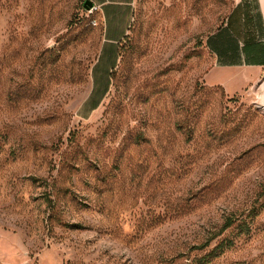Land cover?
Instances as JSON below:
<instances>
[{
    "label": "rangeland",
    "instance_id": "obj_1",
    "mask_svg": "<svg viewBox=\"0 0 264 264\" xmlns=\"http://www.w3.org/2000/svg\"><path fill=\"white\" fill-rule=\"evenodd\" d=\"M84 1L0 0V264H264V71L203 81L239 0Z\"/></svg>",
    "mask_w": 264,
    "mask_h": 264
},
{
    "label": "crops",
    "instance_id": "obj_2",
    "mask_svg": "<svg viewBox=\"0 0 264 264\" xmlns=\"http://www.w3.org/2000/svg\"><path fill=\"white\" fill-rule=\"evenodd\" d=\"M105 18L116 9L125 12L132 0H104ZM107 42L115 37L108 36ZM204 46L212 54L211 66L204 72L207 86H218L227 96L241 94L255 84L264 71V0H241L216 31L208 34Z\"/></svg>",
    "mask_w": 264,
    "mask_h": 264
},
{
    "label": "trees",
    "instance_id": "obj_3",
    "mask_svg": "<svg viewBox=\"0 0 264 264\" xmlns=\"http://www.w3.org/2000/svg\"><path fill=\"white\" fill-rule=\"evenodd\" d=\"M103 1L104 0L100 1V3H102ZM103 12L105 14L108 13L107 10L104 9V8H103ZM107 43L108 44H104V46L102 48L103 53L107 51V53L109 54V59H108V62L106 63L107 65L104 68H109V66L113 67L115 65V63H114L115 62V59L117 57L116 46H114V44L111 43V42H107ZM94 68H97V66H95ZM94 90H95V88H93V91H92V95L93 96H90L89 97L90 101L93 102V107L92 108H94L97 105V101L94 100V94H93V92H95ZM104 91H106V86L103 87V89L101 90V93H103ZM232 221L233 220L231 218H226L217 233L220 234L221 232H223L224 230H226L227 228H229L232 225ZM211 239H213V238L209 237L199 247L207 246L209 244V242H210Z\"/></svg>",
    "mask_w": 264,
    "mask_h": 264
},
{
    "label": "built area",
    "instance_id": "obj_4",
    "mask_svg": "<svg viewBox=\"0 0 264 264\" xmlns=\"http://www.w3.org/2000/svg\"><path fill=\"white\" fill-rule=\"evenodd\" d=\"M239 1H241V0H239ZM97 9H98V5L95 4V3H93L92 7H90V8L88 9V13H93V12H94L95 10H97ZM91 24L96 25V24H97V21H96L95 19H92V20H91Z\"/></svg>",
    "mask_w": 264,
    "mask_h": 264
},
{
    "label": "water",
    "instance_id": "obj_5",
    "mask_svg": "<svg viewBox=\"0 0 264 264\" xmlns=\"http://www.w3.org/2000/svg\"><path fill=\"white\" fill-rule=\"evenodd\" d=\"M93 5V2H91L90 0H85L84 3H83V6L86 7V8H90L92 7Z\"/></svg>",
    "mask_w": 264,
    "mask_h": 264
},
{
    "label": "bare ground",
    "instance_id": "obj_6",
    "mask_svg": "<svg viewBox=\"0 0 264 264\" xmlns=\"http://www.w3.org/2000/svg\"><path fill=\"white\" fill-rule=\"evenodd\" d=\"M262 93L260 95L262 102L264 103V83L261 85Z\"/></svg>",
    "mask_w": 264,
    "mask_h": 264
}]
</instances>
